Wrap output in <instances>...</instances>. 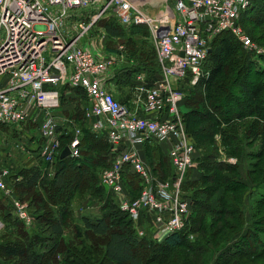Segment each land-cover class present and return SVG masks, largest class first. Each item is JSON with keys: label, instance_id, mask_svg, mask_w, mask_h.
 I'll return each instance as SVG.
<instances>
[{"label": "trees", "instance_id": "16d2710c", "mask_svg": "<svg viewBox=\"0 0 264 264\" xmlns=\"http://www.w3.org/2000/svg\"><path fill=\"white\" fill-rule=\"evenodd\" d=\"M263 18L264 0H250L239 23L246 30L251 26L252 40L264 38L254 35ZM112 21L119 23L110 19L104 31L122 37L128 63L116 69L112 83L132 86L134 75L141 72L151 84L159 74L154 47H149L151 52L131 51L135 40L150 39L148 28L130 25L126 30ZM209 45L202 76L194 85L179 87L188 108L183 116L186 131L200 153L197 177L182 185L191 210L185 226L161 240L152 238L148 229L139 236L133 220L116 207L113 193L99 196L95 174L110 166L115 152L104 136L90 131L85 118L88 126L79 122V108L71 118L80 129L79 156H58L62 165L52 178L41 161L10 171L7 178L10 195L27 203L33 225L8 211L0 189V264H245L264 258V56L244 48L228 31L214 36ZM66 88L60 89V102ZM66 130L60 135L61 147L74 134ZM216 135L236 163L217 157ZM74 171L79 177L73 188L79 195L62 199L65 177ZM89 185L96 195L93 203L99 204L87 209L82 198Z\"/></svg>", "mask_w": 264, "mask_h": 264}, {"label": "built area", "instance_id": "2783aa9c", "mask_svg": "<svg viewBox=\"0 0 264 264\" xmlns=\"http://www.w3.org/2000/svg\"><path fill=\"white\" fill-rule=\"evenodd\" d=\"M159 2L0 0V124L37 123L40 155L53 162L63 148L54 114L60 106V89H82L88 99L84 118L90 131L104 135L116 154L103 168L102 182L133 220L139 236L146 234L142 216H152L160 225L153 231L155 239L181 230L189 207L180 197V184L192 164L194 145L180 109L185 94L179 82L199 80L209 44L222 31L230 32L250 51L264 52L239 23L250 0H172V6L169 0ZM102 19H115L123 26L145 25L149 30L159 74L151 84L143 73L133 78L134 108L118 100L108 87L116 62L123 63V46L118 48L120 53L109 56L91 49L96 44L89 34ZM79 136L76 128L67 143L72 157L79 156ZM151 140L167 145L173 167L168 180L151 174L137 152V146ZM1 152L0 148V157ZM219 159L236 162L233 157ZM131 169L147 183L134 198L122 184L124 173ZM9 176L10 169L0 166V189L8 195ZM14 203L18 217L30 225L26 203L19 199Z\"/></svg>", "mask_w": 264, "mask_h": 264}, {"label": "rangeland", "instance_id": "374dc122", "mask_svg": "<svg viewBox=\"0 0 264 264\" xmlns=\"http://www.w3.org/2000/svg\"><path fill=\"white\" fill-rule=\"evenodd\" d=\"M154 1H155V3H160L159 2L160 0H154ZM169 4L171 6L173 5L172 0H169ZM148 8L151 9L152 7L148 6ZM109 21H110V19L100 20L92 28V30L89 34L90 37L95 38L94 43L96 44L95 47L90 46L91 49L92 48L93 49L97 48L95 50L101 49L103 51V53H106L108 56L111 53L112 54H118L119 46H123L124 51L126 48L124 42H122V37H115V36L111 37L105 33L104 28H103L104 23L109 22ZM112 23L115 25L116 24L119 25V23H117V22L112 21ZM119 26L122 27L123 25L120 24ZM123 27L126 30H128V27H130V26H128V27L123 26ZM246 27H249V29L246 30L244 28V30L248 35H250L249 30H250L251 26L249 24H247ZM254 29H255L254 35L256 38H258V36L260 34H262L264 37V24L259 25V26L255 27ZM134 38L137 39L138 37H134ZM255 40H253V41L255 42L256 46H258L259 48L264 50V38L262 40L257 39L258 41L257 40L255 41ZM83 43L84 44L86 43V39H83ZM92 45H93V43H92ZM149 47L152 49L154 47L151 40L149 38H147V40L140 38V39L135 40V45L131 46V51H138L139 49L144 48V49H146V51L151 52L149 50ZM246 49L249 50L248 48H246ZM127 53L129 54V52H127ZM254 54L264 56V52H261V53L254 52ZM123 55L125 56V53ZM123 59H124L123 63H121V64L119 62L118 63L116 62V65H115L116 69L118 67L121 68V65L124 66V64H128V63H126L127 62L126 56L123 57ZM262 62H263V60H262ZM257 64L260 65L261 60L257 61L256 65ZM202 71H204V70L202 69ZM139 73H141V72H139ZM139 73H136V74H139ZM136 74L134 75V77L136 76ZM190 85H194V84L186 82L185 79H183L179 82V87H186V86H190ZM133 87H134L133 82H132V86L131 85L130 86L118 85V89H120L121 91L124 89L130 88L131 93L134 91ZM69 89H71V90H69ZM130 89H128L129 92H130ZM62 91L64 92V95H63L62 100L60 102V106H59V108H57L54 111V114H55V117H56V120L58 123V130H59L58 134L59 135L65 133L64 131L66 129H68V130H66V132H71V131L75 132V129L78 128L76 118L74 119L72 124H71V118H74L75 111H77L79 108L81 109V112L79 115L78 114L79 112L77 111L78 118L80 119V120L79 119L78 120H79V122H85V124L88 126V122L84 119V110L88 106V99H87L85 93L83 92V90L81 93H79V92H77V88H72V87L68 86L66 89H63ZM123 92H125V91H123ZM125 104L128 105V103H125ZM131 108H134V103H133V107H131ZM180 109L182 111V115L184 116L186 114V111H188V108L185 104V101L183 102V104L180 105ZM80 116H81V118H80ZM74 122H76V123H74ZM80 126L81 125L79 124V127ZM101 136H104V135H101ZM104 138H105V136H104ZM105 140H106V138H105ZM41 142H42V139L40 138L39 133H38L37 123L27 122L25 124H19V125L18 124H15V125L0 124V148L2 150L1 157H0V166H7L11 172H15L16 170H21L24 168L32 167V166L36 165L39 161H41L46 165V168H47L48 174H49L48 178H52V176L57 171V167H60L62 164H59V162H58V156L59 155L57 156V158H55V160L53 162L47 161L46 159H44L40 155L39 146H41V144H42ZM214 146H216L218 158L233 157V156L226 155V150L224 149V147L221 143V140L216 136L214 138ZM136 148H137L138 154L140 155V157L144 161L146 168L149 170V172L151 174H153L155 177H157L159 180H162V181L169 179V176L171 174H173V167H172L171 162L168 158L167 146L164 147L163 143H158L155 140H151L150 142L142 144L141 146H137ZM112 153H114V151H112ZM115 155L116 154L114 153L113 159H114ZM197 156H200V153L194 147V152L192 154V164H191V166H189L187 168V170L183 176L182 183L180 184V191H181L180 197L182 199H185L189 203L187 214L184 217L185 223H186V220H188L189 216L191 215V210H190L189 199L184 197L185 195H184V191L182 189V185H183V182L186 181V179H188L192 176L197 177L198 171L196 168L197 164L195 162V159L197 158ZM233 158H235L236 162H237V158L236 157H233ZM112 161L113 160L108 159V163H112ZM196 161H197V159H196ZM239 162L243 165V162H241V160H239ZM105 167L106 166H101L97 170V173L95 174V176H97V178L95 180L94 186H95V188H96V186L101 187L100 190H97L98 191L97 193L99 194V196H101L103 194L106 195V193L112 194L110 187L103 184V182H102L101 172H102L103 168H105ZM241 169L244 170L245 166H242ZM78 177H79V174L76 173L75 171L69 172L66 175V177H65L66 181L63 185V192H62L63 194H65V196H62V199L64 197L67 200L70 196L76 197L79 195V191L76 190V188H73L74 187L73 184L78 180ZM6 183H7V185L9 184V179H8V182L6 179ZM122 184L125 188L127 195L129 197H132V198L138 196L142 192V190H144L147 186V183L144 182L143 180H141L139 178V176L132 169L128 170V172L124 173V178H123ZM92 187H91V185H89V187H87V189H85L83 191L84 197H85V199L82 198V201L84 202V203L82 202L84 204L83 207H86V208L91 207L92 208V205H95L94 207H96L99 204L97 202L93 203L94 201L91 199V198H93V199L96 198V195L91 194L92 190H93ZM77 189H79V188H77ZM10 194L8 195V194L4 193V195H6V198H7L4 200V203L6 206H8V211H10L22 223H24L21 220V218L18 217L17 211L15 209V203L14 202L17 198L12 197V195H10ZM113 197H114V202L116 204V207L119 208L118 201L116 200L114 195H113ZM26 205H27V203H26ZM24 208L26 210L27 206H25ZM87 209H89V208H87ZM78 210H80V209H78ZM143 221H144V226H145L146 230L148 229L150 231L151 236L155 239V235H154L153 231L156 232L158 230V227H160V225L153 222L152 216H150V214H148L147 217H146V215H143L140 222L142 223ZM2 226H3V223L0 221V232L2 231ZM134 226L136 229V225H134ZM164 237L160 236L159 238H156V239L161 240ZM243 263H245V264H264V258L257 259L254 261H245Z\"/></svg>", "mask_w": 264, "mask_h": 264}, {"label": "crops", "instance_id": "0c3cea01", "mask_svg": "<svg viewBox=\"0 0 264 264\" xmlns=\"http://www.w3.org/2000/svg\"><path fill=\"white\" fill-rule=\"evenodd\" d=\"M150 11H152V10H150ZM108 87H109L110 91L114 94V96L116 98H118L121 102L128 103V105L130 107H133V103L132 102L134 101L133 100L134 92L131 93V89L130 88H128V89H130V92H129L128 89H124V90L121 91L120 89H118V85L116 83H112ZM133 89H134V87H133ZM123 91H125V92H123ZM163 145H164V147L167 146L164 143H163ZM78 213H80V211H78Z\"/></svg>", "mask_w": 264, "mask_h": 264}, {"label": "water", "instance_id": "95a60500", "mask_svg": "<svg viewBox=\"0 0 264 264\" xmlns=\"http://www.w3.org/2000/svg\"><path fill=\"white\" fill-rule=\"evenodd\" d=\"M209 51H210V49H209ZM69 155H70V148L66 145V146H64L63 149L61 150V152H60V154H59V158H60V159H63V158H65V157L69 156Z\"/></svg>", "mask_w": 264, "mask_h": 264}]
</instances>
